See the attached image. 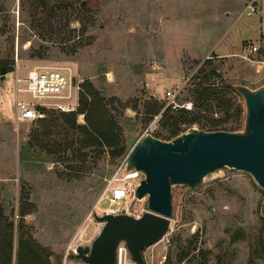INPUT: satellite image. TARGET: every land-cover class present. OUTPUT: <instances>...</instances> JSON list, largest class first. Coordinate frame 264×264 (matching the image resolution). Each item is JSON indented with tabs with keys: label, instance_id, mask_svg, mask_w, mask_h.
Masks as SVG:
<instances>
[{
	"label": "rangeland",
	"instance_id": "obj_1",
	"mask_svg": "<svg viewBox=\"0 0 264 264\" xmlns=\"http://www.w3.org/2000/svg\"><path fill=\"white\" fill-rule=\"evenodd\" d=\"M246 1L0 0V66L10 70L0 79V215L14 225L10 264H17L20 221L51 253V264H85L67 255L98 235L102 225L93 215L103 214L95 206L119 169L106 148L82 149L78 154L87 157L80 159L78 133L52 130L40 119L16 123L13 75L44 67L70 73L69 99L36 104L41 119L76 112L89 83L124 133L170 141L176 131H209L215 122L239 132L243 114L236 123L234 108L244 111L243 102L225 86L264 84V0L256 13L238 18ZM249 46L258 52L249 54ZM230 51L238 54L216 56ZM212 69L219 77L200 80ZM206 89L220 97L198 101ZM167 92L178 94L179 105L191 103V110L169 108L163 116ZM19 100L35 103L24 93ZM60 104L75 110L61 112ZM154 107L161 108L155 116ZM77 124L85 125L83 115ZM263 201L264 191L249 175L226 168L193 188H172L169 229L143 251L145 263L264 264Z\"/></svg>",
	"mask_w": 264,
	"mask_h": 264
},
{
	"label": "water",
	"instance_id": "obj_2",
	"mask_svg": "<svg viewBox=\"0 0 264 264\" xmlns=\"http://www.w3.org/2000/svg\"><path fill=\"white\" fill-rule=\"evenodd\" d=\"M84 6L81 3L80 7ZM5 75L2 67L0 79ZM231 86L244 106L239 132L189 128L170 141H161L149 133H122L125 150L116 164L123 168V174H141L135 198L146 199V211L138 218L95 213L93 219L102 225L98 235L90 246H78L67 255L68 259L85 264H116V247L124 242L133 261L146 264L143 251L158 243L169 229L172 188H193L201 181L212 180L223 168L249 175L264 191V84L254 89Z\"/></svg>",
	"mask_w": 264,
	"mask_h": 264
},
{
	"label": "trees",
	"instance_id": "obj_3",
	"mask_svg": "<svg viewBox=\"0 0 264 264\" xmlns=\"http://www.w3.org/2000/svg\"><path fill=\"white\" fill-rule=\"evenodd\" d=\"M207 62V61H206ZM205 62V63H206ZM5 68L6 74L10 72L6 63L0 66ZM209 77H219V74L216 72V69H212L208 74H204L200 80L206 81ZM226 92H233L237 94L231 85L225 86ZM238 95V94H237ZM239 96V95H238ZM220 96L217 91L214 89L203 90L201 94H198V101L205 102L206 100H215ZM240 97V96H239ZM242 100V99H241ZM219 102H221L219 100ZM218 102V103H219ZM168 106L164 112L165 116L169 109ZM161 110L160 107H154L152 112L153 116L157 115ZM38 111H43L39 109ZM184 112V111H183ZM244 116V111L239 106L234 108V118L236 123L241 120V116ZM83 115L85 125L77 124V116ZM59 117V120H58ZM56 119L51 121L47 119H40L39 122L42 125H47L52 130H66L71 133H78L81 137L78 139V151L77 154L82 150L90 147L94 148H106L109 149L108 156L113 162L116 163V160L124 153L125 150V140L123 137V131L121 127L116 123L110 113L107 111L103 98L100 93L95 91L92 85L89 83L85 84L82 87L81 93H79L78 99V109L74 113H60ZM169 118H172L171 116ZM60 121V123H59ZM188 122H193L190 120ZM178 123V121H176ZM218 122L213 123V131H232V129H218L216 126ZM202 130V129H199ZM186 131V130H185ZM184 131V132H185ZM205 131V130H203ZM183 133V131H176L171 138ZM49 135V133H47ZM156 138V137H155ZM158 139V138H157ZM76 142L71 141L70 146L74 145ZM43 148V146H40ZM25 149L21 150V155L24 154ZM93 158L101 155L102 152L98 151L95 154L90 153ZM88 154V157L91 155ZM98 154V155H97ZM80 159L85 160L87 154H78ZM67 161V159H65ZM1 214V212H0ZM18 231V251H17V264H51L49 258L51 253L46 249L39 246L35 243L30 237L27 236V232L24 230L23 222L20 221L19 226L17 227ZM14 234V225L11 222L1 221L0 215V264H10L11 255H12V239ZM236 236V238H235ZM232 237V241L237 240V235Z\"/></svg>",
	"mask_w": 264,
	"mask_h": 264
},
{
	"label": "built area",
	"instance_id": "obj_4",
	"mask_svg": "<svg viewBox=\"0 0 264 264\" xmlns=\"http://www.w3.org/2000/svg\"><path fill=\"white\" fill-rule=\"evenodd\" d=\"M259 0H247L243 13L252 15L256 13ZM258 49L255 46H249L248 53L255 54ZM71 75L69 72L55 68H35L27 72L24 77L18 74L13 75L15 97L20 94H28L35 103L28 104L18 99L15 101L16 114L15 122L39 120L43 115L35 106L45 100H68L66 94L71 87ZM177 93L167 92L165 99L167 107L173 109L183 108L191 110V103L179 105L177 103ZM57 110L61 112H73L74 107L68 104L57 105ZM122 167L119 166L118 172L107 182L103 192L98 198L95 211L103 215H130L140 217L146 211V199L138 201L135 198V191L142 180L140 173L133 171L123 174ZM140 204L141 208H136ZM95 214V213H94ZM116 264H136L128 252L124 242L116 247Z\"/></svg>",
	"mask_w": 264,
	"mask_h": 264
},
{
	"label": "crops",
	"instance_id": "obj_5",
	"mask_svg": "<svg viewBox=\"0 0 264 264\" xmlns=\"http://www.w3.org/2000/svg\"><path fill=\"white\" fill-rule=\"evenodd\" d=\"M243 9H244V7H243ZM243 9L240 11V13L238 14V18L240 17V15H245L244 13H243ZM229 11H230V9H227V8H223L222 10H221V14H223V16L225 15V16H228L229 15ZM238 53L236 52V53H234V52H232V51H230V52H222V53H219V54H217L216 56L218 57V58H220V59H229V58H233L234 56H236ZM16 99H18L19 100V97L17 98V97H15V101H16Z\"/></svg>",
	"mask_w": 264,
	"mask_h": 264
}]
</instances>
